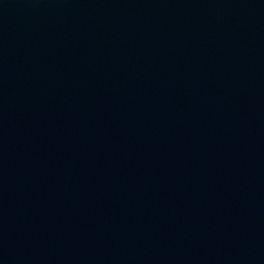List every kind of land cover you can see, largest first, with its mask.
<instances>
[{"label":"water","instance_id":"95a60500","mask_svg":"<svg viewBox=\"0 0 264 264\" xmlns=\"http://www.w3.org/2000/svg\"><path fill=\"white\" fill-rule=\"evenodd\" d=\"M0 264H264V0H0Z\"/></svg>","mask_w":264,"mask_h":264}]
</instances>
